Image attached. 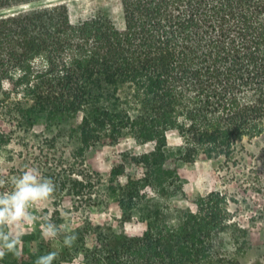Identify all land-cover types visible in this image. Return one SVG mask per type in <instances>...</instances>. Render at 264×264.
I'll return each mask as SVG.
<instances>
[{
    "label": "trees",
    "instance_id": "obj_1",
    "mask_svg": "<svg viewBox=\"0 0 264 264\" xmlns=\"http://www.w3.org/2000/svg\"><path fill=\"white\" fill-rule=\"evenodd\" d=\"M120 6L122 27L106 14L73 24L60 0H0V113L27 130L38 118L51 124L81 115L71 129L77 157L126 137L153 144L131 159L143 176L111 187L123 211L121 229L138 216L146 230L129 237L84 226L74 231L71 248L44 240L8 264H35L51 251L58 253L54 264L77 257L84 264L220 262L215 239L235 226L223 193L178 210L171 226L145 190L160 199L183 194L178 172L163 168L169 131H177V161L186 164L201 156L231 163L246 139L264 135V0H120ZM5 137L0 130L1 142ZM125 173L123 164L115 166L111 183ZM236 230L243 252L247 233ZM91 233L95 243L88 247Z\"/></svg>",
    "mask_w": 264,
    "mask_h": 264
},
{
    "label": "rangeland",
    "instance_id": "obj_2",
    "mask_svg": "<svg viewBox=\"0 0 264 264\" xmlns=\"http://www.w3.org/2000/svg\"><path fill=\"white\" fill-rule=\"evenodd\" d=\"M60 1L67 5L73 24L106 14L123 26L120 0ZM80 122L81 115L51 124L38 118L27 130L0 113V130L6 136L4 142L0 140V180L4 181L0 184V191H10L12 179L26 168L33 167L56 185L54 198L35 206L36 215L64 225L69 233L85 226L91 231L100 227L108 233H120L122 230L129 237L141 236L146 224L138 216L121 229L123 211L111 187H122L128 177L143 176V167L133 164L131 159L152 150L153 144L140 145L135 139L126 137L116 144L95 146L83 157H77L78 143L71 129ZM167 137L170 155L163 168L178 172L183 180V194L160 199L152 189L146 188L149 199L164 208L167 221L175 226L178 224V210L194 209L193 203L211 192L223 193L228 199L231 223L235 226L215 239V252L220 257L218 264H264V135L251 141L246 139L231 163L224 158L209 160L201 156L192 164L177 161V150L182 145L177 131H169ZM120 164L125 166L126 173L111 183V171ZM77 192L79 195H74ZM236 228L247 233V246L243 252L235 243L239 237ZM9 230L13 236L19 235L22 239L19 246L21 255L35 253L44 240L51 242L54 248L64 246L63 234L55 240L45 239L40 222L10 226ZM85 243L88 247L94 245L92 233L87 235ZM12 255L6 252L0 257V264H8ZM65 264L84 263L81 257H77Z\"/></svg>",
    "mask_w": 264,
    "mask_h": 264
},
{
    "label": "clouds",
    "instance_id": "obj_3",
    "mask_svg": "<svg viewBox=\"0 0 264 264\" xmlns=\"http://www.w3.org/2000/svg\"><path fill=\"white\" fill-rule=\"evenodd\" d=\"M4 181L0 180V184ZM10 191H0V257L6 252L19 255L22 239L13 236L10 226L35 225L40 222L41 234L45 239L55 240L63 234V244L71 248L78 237L65 230L64 225H57L35 214L37 205L50 202L55 195L56 185L51 178L42 176L33 167L26 168L11 181ZM42 221V222H41ZM58 256L56 251L37 257L35 264H54Z\"/></svg>",
    "mask_w": 264,
    "mask_h": 264
}]
</instances>
